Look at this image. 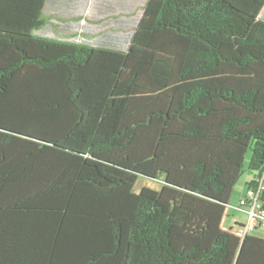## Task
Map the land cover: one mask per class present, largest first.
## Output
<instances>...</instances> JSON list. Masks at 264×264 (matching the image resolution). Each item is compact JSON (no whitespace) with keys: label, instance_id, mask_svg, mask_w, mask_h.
<instances>
[{"label":"trees","instance_id":"1","mask_svg":"<svg viewBox=\"0 0 264 264\" xmlns=\"http://www.w3.org/2000/svg\"><path fill=\"white\" fill-rule=\"evenodd\" d=\"M87 1L0 0V264H264L223 229L264 173V0H145L126 40Z\"/></svg>","mask_w":264,"mask_h":264},{"label":"rangeland","instance_id":"2","mask_svg":"<svg viewBox=\"0 0 264 264\" xmlns=\"http://www.w3.org/2000/svg\"><path fill=\"white\" fill-rule=\"evenodd\" d=\"M144 2L145 0H88L84 4L87 5L84 14L86 18L80 22V25L87 27L93 32L97 31L96 36L102 33H111L126 40L134 30V21L140 15ZM248 160L249 156L244 162L243 174L233 188L227 217H225L223 222V227L227 230L230 229L231 225L233 232L244 230L247 223L246 214L238 210V208L240 201L246 196V184L254 176L248 170ZM160 186L161 182L159 181L142 178L137 182L135 191L138 192L142 187L159 190ZM260 224L251 235L264 239V221Z\"/></svg>","mask_w":264,"mask_h":264},{"label":"built area","instance_id":"3","mask_svg":"<svg viewBox=\"0 0 264 264\" xmlns=\"http://www.w3.org/2000/svg\"><path fill=\"white\" fill-rule=\"evenodd\" d=\"M263 180L264 173L258 187L256 189L249 190L246 193L245 198L242 199L239 203L238 210L244 212L247 216V223L245 224V229L240 230L238 232H234L235 235L239 237L251 235V233L261 225L260 223L264 221V210L262 209L263 204L260 199L261 193L264 189ZM243 208H245V210H243Z\"/></svg>","mask_w":264,"mask_h":264},{"label":"crops","instance_id":"4","mask_svg":"<svg viewBox=\"0 0 264 264\" xmlns=\"http://www.w3.org/2000/svg\"><path fill=\"white\" fill-rule=\"evenodd\" d=\"M261 19L262 20H264V9H263V11H262V13H261ZM227 212H228V210H227ZM227 217V216H226ZM225 219V218H224ZM223 222H224V220H223ZM230 228H232V226L230 225ZM223 229H225L224 227H223ZM226 230V229H225Z\"/></svg>","mask_w":264,"mask_h":264},{"label":"clouds","instance_id":"5","mask_svg":"<svg viewBox=\"0 0 264 264\" xmlns=\"http://www.w3.org/2000/svg\"><path fill=\"white\" fill-rule=\"evenodd\" d=\"M228 230V229H227ZM233 231V230H232Z\"/></svg>","mask_w":264,"mask_h":264}]
</instances>
